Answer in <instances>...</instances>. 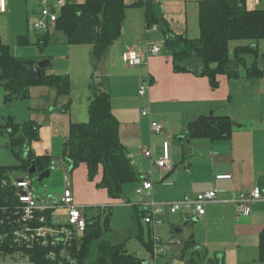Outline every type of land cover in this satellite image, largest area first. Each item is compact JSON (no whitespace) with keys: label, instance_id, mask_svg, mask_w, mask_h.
I'll list each match as a JSON object with an SVG mask.
<instances>
[{"label":"crops","instance_id":"crops-1","mask_svg":"<svg viewBox=\"0 0 264 264\" xmlns=\"http://www.w3.org/2000/svg\"><path fill=\"white\" fill-rule=\"evenodd\" d=\"M153 1L160 7L163 19L174 34L190 39L199 37V5L206 0ZM124 3L126 14L121 36L102 60L97 64L93 63L92 47H71L68 51L71 55H64L63 59L71 65L74 56L75 60L80 62L76 54L83 52L84 58H90L93 67L99 70L95 77H98V80L106 79L113 114L120 124L119 135L127 147L133 165L142 175L153 172L155 186L151 198L157 202H168L206 191H216L219 194L218 202L208 205L206 214L200 218L190 213L171 214L166 206L162 208L160 217L163 222L152 229V234H161L162 240L175 236L179 243L177 247L167 246L165 254L155 255L153 251V264H191L181 260L182 251L190 237L196 245L206 248L208 260H221L222 264H264L260 260L259 250V238L264 229V201L252 203L248 216L240 215L232 202L240 193L251 191L255 187H260L264 196V54L262 53V58L257 61L263 71L261 77L246 76V66L250 67L253 61L251 65L241 66L244 70L241 72L240 69V77L237 79L219 75V87L212 89L207 77L191 72H175L173 58L164 50L165 33L159 26L157 30L147 27L143 7L139 6L136 0H124ZM24 4L28 19L37 10V0H25ZM11 6L12 0H9V7ZM261 6V0H247L249 10ZM49 32L55 33V27ZM263 41L258 44L259 50ZM62 43V39L56 42L59 45ZM148 43L157 44L162 48V52L151 55L147 51ZM129 50L140 51L145 56V63L135 67L128 66L125 63V55ZM53 59L52 57L48 67L51 70L47 74L69 75L66 73L69 72L73 75L70 67L54 70ZM78 70H81L80 65ZM142 84L148 85L143 97L139 95V87ZM74 90L72 86L71 93ZM90 96L91 90L81 100L84 107L80 110V115L76 114L73 120L69 117V121L65 120L62 114L66 113L56 107L55 101L40 108L38 115L42 117H38V120L41 122L44 119L46 125L45 128L39 129V141L33 142L32 148L37 156L47 155L53 158L55 166L51 177L57 169L60 172L61 184L65 176L71 179L79 205L107 210L112 208L113 202L119 200L111 199L105 189L97 186L102 180V168L93 183L89 181L86 164H81L69 174L67 166L60 161L71 122L81 123L89 119ZM144 111H149V115L143 116ZM213 115L227 117L232 121L233 129L229 138L215 142L184 140L186 126L190 122ZM153 121L163 124L164 132L161 135L152 132ZM175 135L177 136L174 142ZM167 140L171 142V154L175 163L172 171L153 167L151 160L142 154L143 147H151L155 158H160L162 144ZM217 175L232 177L217 179ZM132 196L135 197L133 200ZM59 197L51 196L45 201L51 203ZM38 200L41 199L38 197ZM142 201L144 200L133 192L124 203L141 212L137 205ZM190 221L192 223H189ZM142 225L145 232L151 228L143 221ZM159 227L161 232H157ZM134 229L136 237V222ZM126 240L123 242L127 243V249L143 259L138 252L130 250L131 239ZM4 261L5 259H0V264H7Z\"/></svg>","mask_w":264,"mask_h":264},{"label":"trees","instance_id":"trees-1","mask_svg":"<svg viewBox=\"0 0 264 264\" xmlns=\"http://www.w3.org/2000/svg\"><path fill=\"white\" fill-rule=\"evenodd\" d=\"M261 2V7L249 10L247 0L202 1L199 5L197 39L174 34L154 1L138 5L143 7L147 27L157 25L165 33L164 50L173 58L174 71L207 77L211 88L217 89L219 75L237 79L240 77V67L246 66V56H260L258 44L264 40V0ZM125 14L124 0L69 2L60 13L55 33L64 34L68 44L91 45V59L97 64L121 36ZM50 38V32L38 35L36 45L41 51L48 46ZM29 41L28 35L18 37L21 45L30 44ZM233 41H243V45L235 47L234 56L231 55L230 49ZM39 62L40 60L34 57H18L13 54L11 46L3 41L0 34V87L5 91L6 102L29 98L30 89L40 85L55 90L57 99L70 95L72 85L69 75H50L46 69L38 74ZM262 75L263 71L257 61L250 67L246 66L248 78H259ZM90 90L89 119L81 123L71 122L60 161L67 166L69 173L81 164H86L91 181H94L102 168V180L97 186L105 189L111 199H127L135 192L143 175L133 165L127 147L121 141L120 124L113 114L106 79L97 82L93 79ZM70 107L71 101L60 111L69 113ZM3 128L8 135V146L19 165L0 167V230L5 234V241L0 247V259L22 253L28 256L33 264H50L46 256L50 249H55L39 243L28 249L25 245L19 246L13 239L12 232L17 227L16 221L19 218L16 212L21 211L16 208L19 206L16 190L10 184L3 186V181L10 182V174L15 169L29 175L33 166L37 174L29 177L37 178L43 171L53 168L55 162L50 156H37L32 148L33 142L39 141L40 138V125L35 121L17 124L8 119L2 127L0 126V130L3 131ZM232 129V121L227 117L205 116L186 126L184 140L215 142L229 138ZM85 209L87 230L79 244L75 245L78 246L77 253L72 249L76 264H147L127 249L126 242L115 244L107 239L112 209H100L99 214L93 218L87 216L89 208ZM51 212L38 211L37 215H45L50 220ZM102 218L106 219L104 225L101 224ZM141 219L142 213L136 211L135 238L152 253V229L145 232ZM259 250L260 260L264 262V229L259 238ZM192 253L194 254L191 255ZM181 260L191 264H222L221 260H208L206 248L196 245L192 237L185 244Z\"/></svg>","mask_w":264,"mask_h":264},{"label":"built area","instance_id":"built-area-1","mask_svg":"<svg viewBox=\"0 0 264 264\" xmlns=\"http://www.w3.org/2000/svg\"><path fill=\"white\" fill-rule=\"evenodd\" d=\"M138 3L145 4L153 0H136ZM68 4V0H37V10L31 14V29L39 34H45L54 29L56 22L63 8ZM8 8L7 0H0V12L6 13ZM157 30L158 26L150 27ZM147 51L151 55H158L162 52V48L155 43L147 44ZM125 63L130 67L140 66L145 63V56L137 50H129L125 55ZM148 90L147 84H142L139 87V95L144 96ZM149 115V111H144L143 116ZM151 130L155 135H161L164 132L163 124L153 121ZM142 154L151 160V165L155 168L172 171L175 163L171 154V142L164 141L162 144L160 158H155L154 151L151 147H143ZM230 175H217V179H230ZM10 184L16 190L19 206L16 208V215L19 216L16 221L17 227L12 232V237L19 245H25L26 248H31L33 245L40 244L42 246L52 247L55 250L49 251L46 260L50 264H76L75 255L72 249L77 253L80 239L84 236L87 230V220L85 207L79 205L75 199L73 185L71 179L65 176L63 181L62 192L56 200L45 201L38 200L36 191L32 186V181L28 175L23 178H10V182L3 181V186ZM153 172L143 175V179L136 188L135 194L144 201L140 202L139 206L142 213V221L144 224L155 229L163 220L160 217L162 208L166 206L171 214L190 213L192 216L203 217L207 212V206L217 203L219 194L216 191H206L198 193L195 196H186L178 201L157 202L151 198L154 190ZM259 201H264V196L260 187H255L251 191L243 192L238 197L233 198L232 202L236 206L237 212L240 215L248 216L251 212V204ZM56 209H65L66 217L57 219L53 216L50 220L45 215H37V212H45L51 210L53 213ZM38 224V226H36ZM5 241V234L0 230V247ZM152 242L154 245V254H165L170 245L179 243L176 237H171L167 242H164L160 237L152 234ZM26 258L28 264L29 257L22 253L16 254ZM15 256V255H14ZM9 257V256H8ZM7 257V258H8ZM6 258V259H7Z\"/></svg>","mask_w":264,"mask_h":264},{"label":"rangeland","instance_id":"rangeland-1","mask_svg":"<svg viewBox=\"0 0 264 264\" xmlns=\"http://www.w3.org/2000/svg\"><path fill=\"white\" fill-rule=\"evenodd\" d=\"M24 1L25 0H12L13 6L9 7V0H7V14H2L0 12V34L2 35L3 41L11 46L12 53L18 57H34L39 59L40 62L44 60L51 61L53 57L54 70L70 67L73 72V75H71L69 72L66 73H68L69 77L72 79H70L71 85L74 87L75 90L70 95H65L64 97H60L57 99L55 90H52L45 85H40L32 87L30 89L29 98L6 102L5 91L3 88L0 87V126L2 127L4 123L8 121V119L14 121L17 124L23 123L24 121L32 120L35 122L37 121L40 125V128H42L46 124L44 119L41 120V122L38 120V117H42L38 115V111L40 108L46 107L47 103L51 104V102L53 103V101L56 102V107L59 110H61V108L66 103H69L71 101L69 113H66V115H62L65 117L66 121H69V117H71V120H73L76 117V114L77 116L80 115V110L84 107L83 102H81V100L85 98V94L89 92L92 80L94 79L96 82L98 81V77H95V74L99 70L93 67L90 58H86V61L83 52H78L77 54L75 52L77 59L81 61L79 62L75 60L73 56L71 65H69L67 61L63 58L64 55H71V53L68 52L71 47H73V49H77L76 47H82V49H87L92 46L71 45L66 42V37L64 34L53 33L51 34L48 46L43 51H41V49H39L36 44H33L34 42H36V39L39 34L35 33L30 27L32 19L31 17H28L27 19L28 14H26V10H24V8L26 7ZM77 1L79 0H70V2L72 3H75ZM22 35H28L32 42L27 45L19 44L18 37ZM60 39H62L63 43L61 45L56 44V42H60ZM238 45H243V41L231 42L230 46L232 56H234V49ZM260 47L261 52L259 55L261 56H259L258 58L252 55L246 56L245 61L247 65H251L253 61H260L263 56L262 53L264 54V41L260 44ZM79 65L81 66L82 71L78 70ZM263 66L264 63L262 64V68ZM240 69L241 72H243L244 67H240ZM49 70H51V68L46 69L47 72H49ZM176 136L177 135H175V139H173L174 142L176 141ZM171 142L173 143L172 140ZM17 165H19V162L8 146V135L5 129L3 128V131L0 130V167H17ZM59 176L60 172L56 169L54 170L52 177L45 179L42 182H39L36 177H30L32 181V186L36 191L37 196L41 200L49 199L51 196H60L62 192L61 186H63V182L61 184ZM23 177H26V174L22 173L18 169H15L14 172L10 174V178ZM96 178L97 176L95 177L94 181L91 182L94 183ZM133 196L131 200L135 198ZM124 202L125 199L112 203V216L109 220L110 232L107 234L106 237L108 240L112 241L115 244L125 241L126 238H130V250L138 252V254L145 261H150V264H153L151 252L144 248L142 243L135 238L134 226L136 222V211L131 205L125 204ZM97 209L98 208L95 207H89L87 216L89 218L97 216L99 214L98 211L100 210L98 209L97 211ZM52 214L57 219H64L67 215L65 209H56L53 211ZM100 220L101 224L104 225L106 219L102 218ZM157 232H161V227L157 229ZM157 236L162 238L161 234ZM167 238L165 240L163 239L164 242H167L169 240ZM170 246L177 247L178 245L176 244ZM20 257L26 258L18 255L9 256L8 258L6 257L7 259H5L4 262H7V264H28L27 260L21 259Z\"/></svg>","mask_w":264,"mask_h":264},{"label":"water","instance_id":"water-1","mask_svg":"<svg viewBox=\"0 0 264 264\" xmlns=\"http://www.w3.org/2000/svg\"><path fill=\"white\" fill-rule=\"evenodd\" d=\"M51 65V61L49 60H44L42 62H39L38 65H37V70H38V74H40V71L43 70V69H46L48 68L49 66ZM53 171V168H50L46 171H43L42 173H40L38 176H37V180L39 182H42L44 181L45 179H48L51 177V173ZM37 174V170L36 168L33 166L30 168L29 170V175L28 176H35Z\"/></svg>","mask_w":264,"mask_h":264}]
</instances>
